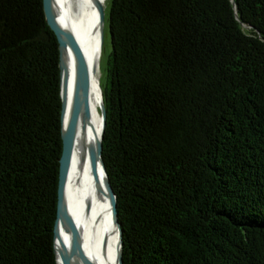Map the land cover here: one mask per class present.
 <instances>
[{"label": "trees", "instance_id": "trees-1", "mask_svg": "<svg viewBox=\"0 0 264 264\" xmlns=\"http://www.w3.org/2000/svg\"><path fill=\"white\" fill-rule=\"evenodd\" d=\"M108 22L123 264H264V0H112ZM59 61L43 0H0V264H57Z\"/></svg>", "mask_w": 264, "mask_h": 264}, {"label": "bare ground", "instance_id": "bare-ground-1", "mask_svg": "<svg viewBox=\"0 0 264 264\" xmlns=\"http://www.w3.org/2000/svg\"><path fill=\"white\" fill-rule=\"evenodd\" d=\"M100 3L104 5L103 0H53L54 11L59 19L71 27L79 39L91 73L90 113L86 115L82 112L78 119L67 181V200L86 251L102 264H119V229L113 218L110 195L101 165H98L96 177L89 153V144L97 143L102 131L100 63L105 21L100 18ZM65 62L70 72L71 104L78 57L70 44L66 48Z\"/></svg>", "mask_w": 264, "mask_h": 264}, {"label": "water", "instance_id": "water-1", "mask_svg": "<svg viewBox=\"0 0 264 264\" xmlns=\"http://www.w3.org/2000/svg\"><path fill=\"white\" fill-rule=\"evenodd\" d=\"M46 20L52 30L55 32L60 49V88H61V134H62V154L60 156L59 182H58V201L57 216L54 228V247L57 264H102L95 257L91 256L80 241L77 233L76 223L71 216L67 200V181L69 175L70 162L72 158L73 146L75 142L76 129L79 116L82 112L86 115L90 113L89 93L91 83L90 66L86 53L77 38L74 30L63 23L53 7V0H43ZM100 18L105 21L104 5L100 3ZM105 31L102 30L101 44L104 45ZM72 46L78 57V69L74 79L71 104H69L70 91V72L65 62V53L67 45ZM102 86V85H101ZM70 109V110H69ZM69 110V115L67 114ZM102 114V131L97 143L89 144V153L92 168L95 176L98 175V165L104 174L105 184L108 189L112 207L114 221L119 229V264H123V236L122 229L118 219L117 196L110 184L108 174L102 157V140L104 128L106 125V109L102 98L100 103ZM68 115V121L65 127V119ZM69 246V247H68ZM73 261V262H71Z\"/></svg>", "mask_w": 264, "mask_h": 264}, {"label": "rangeland", "instance_id": "rangeland-1", "mask_svg": "<svg viewBox=\"0 0 264 264\" xmlns=\"http://www.w3.org/2000/svg\"><path fill=\"white\" fill-rule=\"evenodd\" d=\"M104 3V10H105V26H104V31H105V38H104V50L102 53V59L100 63V78L102 83L105 82L106 78V67H107V61L111 52V39H110V34H109V12H110V7L112 0H103Z\"/></svg>", "mask_w": 264, "mask_h": 264}]
</instances>
